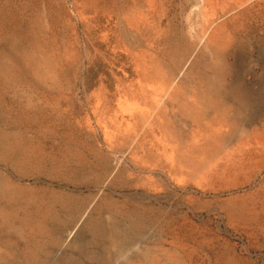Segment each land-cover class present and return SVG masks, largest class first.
I'll use <instances>...</instances> for the list:
<instances>
[{"label":"rangeland","instance_id":"374dc122","mask_svg":"<svg viewBox=\"0 0 264 264\" xmlns=\"http://www.w3.org/2000/svg\"><path fill=\"white\" fill-rule=\"evenodd\" d=\"M203 23L263 102L174 182L131 102ZM0 264H264V0H0Z\"/></svg>","mask_w":264,"mask_h":264},{"label":"crops","instance_id":"0c3cea01","mask_svg":"<svg viewBox=\"0 0 264 264\" xmlns=\"http://www.w3.org/2000/svg\"><path fill=\"white\" fill-rule=\"evenodd\" d=\"M233 39V46L226 49L208 39L202 46L193 37L174 40L168 54L163 50L156 55V68L149 70V79L143 85L142 106L139 101L138 105L131 102V108L147 111L151 126L148 134L159 138L157 148L165 150L164 165L174 182L181 179L179 167L199 162L193 149L206 150L202 142H212L220 135H224L225 144L241 141L244 135H231L227 126L251 123L252 113L262 107V91L256 86L247 87L244 81L247 63L252 62L251 67L256 68L262 61L261 39L259 35ZM224 145L207 157H219Z\"/></svg>","mask_w":264,"mask_h":264},{"label":"bare ground","instance_id":"6f19581e","mask_svg":"<svg viewBox=\"0 0 264 264\" xmlns=\"http://www.w3.org/2000/svg\"><path fill=\"white\" fill-rule=\"evenodd\" d=\"M201 3H202V1H199V3L198 4H196V7H197V10H199L200 9V6H202L201 5ZM208 21V20H207ZM212 25H214L213 23H211ZM209 25L208 26V28L207 27H203L204 28V32H203V34H202V37H201V41H200V44L201 43H206V41H207V39H208V34H209V32H210V29H211V26L212 25ZM189 34H191L190 33V31H189ZM180 76V75H179ZM180 78V77H179ZM209 79V78H208ZM178 85V84H177ZM182 90V89H181ZM183 91V90H182ZM197 91V90H196ZM173 93V92H172ZM195 97V96H194ZM173 98V97H172ZM177 99V98H176ZM182 103V102H181ZM184 103V102H183ZM191 105V104H190ZM191 107V106H190ZM181 108V107H180ZM195 108V107H194ZM197 109V108H196ZM205 109V108H204ZM198 110V109H197ZM191 112V111H190ZM197 113V112H196ZM198 115V114H197ZM217 115V114H216ZM190 116V115H189ZM200 116V115H199ZM208 116V115H207ZM221 116V115H220ZM209 117V116H208ZM217 117V116H216ZM199 119V118H198ZM201 119V118H200ZM170 120V119H169ZM190 121V120H189ZM218 121H219V119H218ZM201 122V121H200ZM207 122V121H206ZM212 122V121H211ZM215 125V124H214ZM219 126V125H218ZM221 126V125H220ZM219 126V127H220ZM217 128V127H216ZM212 131V130H211ZM204 136V135H203ZM211 143V142H210ZM212 146V145H211ZM254 147H256V144L255 145H253ZM208 147V146H207ZM209 148V147H208ZM211 150H209V151H213L214 149H216L215 147H211L210 148ZM247 148H243L242 150H246ZM255 148H250V150H254ZM197 150V149H196ZM202 152H203V150H201ZM204 153V152H203Z\"/></svg>","mask_w":264,"mask_h":264}]
</instances>
